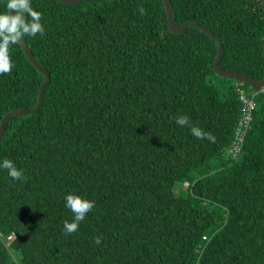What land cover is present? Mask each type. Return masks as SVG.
Wrapping results in <instances>:
<instances>
[{
    "label": "trees",
    "instance_id": "1",
    "mask_svg": "<svg viewBox=\"0 0 264 264\" xmlns=\"http://www.w3.org/2000/svg\"><path fill=\"white\" fill-rule=\"evenodd\" d=\"M169 1L175 24L219 37L220 69L264 79V0ZM30 3L45 34L23 41L50 82L0 140V164L25 177L0 167V264H264V95L233 160L239 89H252L215 74L217 42L171 33L161 0ZM9 56L0 123L34 109L45 81L18 43ZM68 194L95 203L70 235Z\"/></svg>",
    "mask_w": 264,
    "mask_h": 264
},
{
    "label": "clouds",
    "instance_id": "2",
    "mask_svg": "<svg viewBox=\"0 0 264 264\" xmlns=\"http://www.w3.org/2000/svg\"><path fill=\"white\" fill-rule=\"evenodd\" d=\"M7 9V14L0 15V74L12 71L13 63L9 56L10 45L17 44L26 35L36 37L37 34L40 36L45 34V29L41 24L42 14L33 10L30 0H8ZM139 11L141 14L144 12L143 8ZM26 16L30 17V21L26 20ZM176 123L181 127H189L192 135L197 139L215 142V137L211 133L191 125L187 116H178ZM0 167L7 170L8 176L13 181L25 179L23 170L18 169L12 160L4 159ZM65 201V207L70 209L74 216L72 222L64 221L63 225L65 233L70 235L78 231L79 224L95 207V203L74 194H68ZM101 242V237L95 238V244L100 245Z\"/></svg>",
    "mask_w": 264,
    "mask_h": 264
},
{
    "label": "water",
    "instance_id": "3",
    "mask_svg": "<svg viewBox=\"0 0 264 264\" xmlns=\"http://www.w3.org/2000/svg\"><path fill=\"white\" fill-rule=\"evenodd\" d=\"M63 4L67 5H75L82 3L85 0H59ZM165 11L167 15V27L171 33H179L181 30L187 28V27H195L208 35L210 38L214 39L217 44V56L213 64L214 72L216 75L223 77L224 79L227 80H234L240 84H248L252 90H259L263 85H264V79L260 82L254 81L252 78L248 77L247 75L243 73H239L237 71L233 70H225V69H220L219 68V63L222 59L223 56V45L219 39V37L215 34H213L210 30L206 29L205 27L196 24V23H188V24H182V25H177L173 21V11H172V5L169 0H161ZM14 14V13H10ZM22 50L24 51L25 56L27 57L28 61L32 64V66L45 77V81L42 83V85L39 88L38 92V101L37 105L34 109H22V110H17L13 111L11 113H8L1 121L0 123V140L5 128L6 123L14 118L18 117H24L27 115H34L37 114L42 106L43 99H44V89L50 82V76L49 73L41 68L39 64L35 61L31 51L29 50L27 44L21 40L18 42ZM261 45L263 47V59H264V39L261 41Z\"/></svg>",
    "mask_w": 264,
    "mask_h": 264
},
{
    "label": "built area",
    "instance_id": "4",
    "mask_svg": "<svg viewBox=\"0 0 264 264\" xmlns=\"http://www.w3.org/2000/svg\"><path fill=\"white\" fill-rule=\"evenodd\" d=\"M258 94L264 95V85L259 90H252V92L239 89L241 115L238 119L237 127L234 131L233 140L228 152L233 160H237L238 155L242 150L241 148L252 122V115L255 108L254 98Z\"/></svg>",
    "mask_w": 264,
    "mask_h": 264
},
{
    "label": "rangeland",
    "instance_id": "5",
    "mask_svg": "<svg viewBox=\"0 0 264 264\" xmlns=\"http://www.w3.org/2000/svg\"><path fill=\"white\" fill-rule=\"evenodd\" d=\"M249 92V90H247Z\"/></svg>",
    "mask_w": 264,
    "mask_h": 264
}]
</instances>
